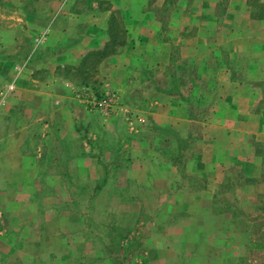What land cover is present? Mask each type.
Wrapping results in <instances>:
<instances>
[{
	"label": "rangeland",
	"instance_id": "1",
	"mask_svg": "<svg viewBox=\"0 0 264 264\" xmlns=\"http://www.w3.org/2000/svg\"><path fill=\"white\" fill-rule=\"evenodd\" d=\"M206 2L209 0H163V8L158 12L169 24L164 28L169 32L168 37H179V41L173 38L169 56L161 63L163 71L174 76L181 87L190 84L197 87L193 94L195 104L189 110L195 117L194 128L188 127L192 131L188 132L185 126L177 130L145 124L147 136L153 134L151 139L149 136L153 150L149 149L144 155L146 168L143 170L124 169L127 163L122 161H106L101 150H95V154H101L97 157L99 170H94V165L88 161L77 165L70 162L76 150H58L59 158L49 157L45 168L34 177L30 176L32 171H20L18 185L13 183V187L9 183L10 172L3 170L0 173V264L208 263V260H198L202 252L195 247L200 242L198 231L211 227L212 220L203 215L204 203L193 202L186 196L187 192H195L208 182L196 176V171H186L185 163L192 157L197 160L196 155L201 150H210L209 137L203 131L209 122L217 125L221 121L226 129L239 128L236 132L255 129L250 118L256 125L255 120L264 114V59L255 56L251 58L252 64L244 44H236L237 38L242 36L244 40L247 26L246 19H241L242 13L233 9V1ZM86 3L90 7L107 6L96 0H86ZM246 3L252 4L249 12L246 11L248 17L264 15V3L259 0ZM171 20L178 24L176 32L170 27ZM194 34V42L184 43L185 37ZM31 54L32 51H28L29 57ZM97 66L98 63L90 62L86 65L88 69H84L88 74L85 83L94 88L101 82ZM249 68L261 74L251 76ZM146 71L147 77L154 81V68ZM66 75L74 84H82L84 73L79 70H69ZM251 83L257 92L243 94L251 105L237 111L239 120L234 122L231 100L234 84L250 86ZM203 86L210 88L203 89ZM108 91H115L119 100L117 90ZM182 93H186V89ZM223 97L227 101L219 104ZM203 98L208 99L203 103ZM83 108L89 109L85 105ZM116 130L121 133L119 126ZM239 134L232 135L236 143L229 145V139L225 141L228 144L224 150H238L243 146L264 156L263 143L253 141L250 133ZM212 135L210 146L219 150L224 145V137H221L224 134L214 132ZM62 146L67 149L66 145ZM101 146L113 147L110 139L99 148ZM139 147L132 143L131 152H143ZM160 151L165 154L162 156L166 162L172 161L178 167L177 172L166 167L161 175L157 173L154 166L163 158ZM177 174L179 178L172 184L170 181ZM260 178L264 182V172L252 177L238 168L227 170L222 184L214 189L219 211L239 213L235 185L254 184ZM255 194L257 203L248 215V230L237 236L241 244V249L237 250L238 264H264V193L256 191ZM168 197L172 202L167 201ZM213 225H217L214 220ZM222 225L220 223L217 229ZM232 253L228 252L229 256L221 263L210 257L211 264H231Z\"/></svg>",
	"mask_w": 264,
	"mask_h": 264
},
{
	"label": "crops",
	"instance_id": "2",
	"mask_svg": "<svg viewBox=\"0 0 264 264\" xmlns=\"http://www.w3.org/2000/svg\"><path fill=\"white\" fill-rule=\"evenodd\" d=\"M100 1L107 2L108 6L90 7L86 0H0V85L9 80L14 82L13 90L6 95L4 105L0 106V173L3 170L10 172L12 187L13 183L18 185L20 171H32L30 176L34 177L45 168L49 157L53 160L59 158L58 150H76L69 161L76 165L91 162L94 170L101 169L97 165V157L101 154H95V150H101L106 161L127 163L124 169L143 170L146 167L142 159H146L144 155L149 149L153 150L149 141V136L151 139L153 134L147 136L149 132L145 124L154 123L158 127L177 130L185 126L188 132L192 131L189 126L194 128L195 117L190 115L189 110L195 104L193 94L197 87L192 84L181 87L174 76L163 71L164 65H161L169 56L173 38L179 41L177 35L168 37L169 32L164 29L169 24L158 13L163 8V0ZM230 1L234 2L233 9L242 13L241 19H246L247 26L245 41L241 36L235 42L244 44L254 64L251 58L264 59V16L248 17L252 4H247V0ZM259 1L264 3V0ZM112 10L120 16L125 29V43L115 54L99 61L97 70L101 82L98 87L86 84L99 94L110 89L119 92L120 112L102 117L96 110H86L84 104L73 98L72 90L80 85L67 77L63 67L77 66L85 51L107 40L106 21ZM170 27H174L176 32L178 24L171 20ZM43 30L47 32L43 43L34 47V37ZM185 38L184 43H192L196 35ZM28 51H32L30 57ZM151 67L154 68V81L147 77L146 70ZM249 73L251 76L261 74L255 68H251ZM253 85L234 84L231 99L234 122L239 120L237 111L250 107L251 102L243 94L249 92L251 95L253 90L257 92ZM185 89L186 93H182ZM222 90L224 88H220ZM207 99L203 98V103ZM224 101L227 99L223 97L219 104H225ZM132 102L140 107H134ZM123 111L127 112L126 117L121 113ZM258 117L256 125L250 118L256 127L248 132H236L239 128L226 129L217 119L214 121L217 125L209 122L203 131L209 137L210 150H201L196 155L197 160L192 157L185 163L186 171L194 170L196 176L208 182L197 191L186 194L193 202L204 203L203 215L212 220L211 227L198 231L200 242L195 247L202 252L198 260H208L207 264L212 263L210 257L221 263L231 254H228L230 251L234 252L231 264H238L237 250L241 249V244L237 236L248 230V215L252 214L257 203L256 191L264 193L261 178L254 184L235 185L240 207L236 214L220 212L214 200V189L222 184L227 170L238 168L244 175L252 177L264 172V156L256 150L243 146L238 150H224L228 139L229 145L237 142L232 138L235 133H240V136L250 133L253 141L264 144V114ZM117 126L121 128V133L116 130ZM214 132L224 134L221 136L224 137V145L219 150L210 146ZM106 139L111 140L113 147L99 148ZM132 143L140 145L139 149L143 152H131L134 150ZM62 145H66L67 149ZM162 155L165 154L160 151ZM155 164L154 169L160 175L167 170L166 167L170 171L178 170L172 161L166 162L164 157ZM178 178L177 174L170 182L174 184ZM170 197L167 201L172 202ZM213 220L217 225H213ZM220 223L223 225L217 229Z\"/></svg>",
	"mask_w": 264,
	"mask_h": 264
},
{
	"label": "built area",
	"instance_id": "3",
	"mask_svg": "<svg viewBox=\"0 0 264 264\" xmlns=\"http://www.w3.org/2000/svg\"><path fill=\"white\" fill-rule=\"evenodd\" d=\"M46 34L47 32L43 30L34 37V47L43 43ZM13 88V80H9L0 85V106L4 105L6 95L10 93ZM72 96L76 101L84 104L89 109L99 111L106 116H111L120 112L121 109L118 105L115 91H106L96 95L90 86L80 85L72 90ZM122 113L125 117L127 116V112L123 111Z\"/></svg>",
	"mask_w": 264,
	"mask_h": 264
},
{
	"label": "trees",
	"instance_id": "4",
	"mask_svg": "<svg viewBox=\"0 0 264 264\" xmlns=\"http://www.w3.org/2000/svg\"><path fill=\"white\" fill-rule=\"evenodd\" d=\"M98 2L106 4L108 6L107 2L100 0ZM106 34L107 40L104 41L100 46L85 51L84 54H82L80 62L77 66H64L63 70L65 71V73L67 74L69 70H79L80 73H84V76H81L82 85H86L88 84L85 83L88 75L87 72H84V69L87 68L86 65L88 66V63L90 62L94 65L96 63H99L102 58L108 55L115 54L118 48L125 43V29L122 26V22L120 20L118 12L115 10H112L109 13L108 19L106 21ZM95 94L97 95L99 93L95 92Z\"/></svg>",
	"mask_w": 264,
	"mask_h": 264
}]
</instances>
